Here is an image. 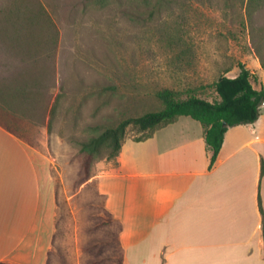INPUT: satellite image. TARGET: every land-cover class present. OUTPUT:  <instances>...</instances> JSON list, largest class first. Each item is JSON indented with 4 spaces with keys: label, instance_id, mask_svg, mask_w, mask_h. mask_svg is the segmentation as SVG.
<instances>
[{
    "label": "rangeland",
    "instance_id": "1",
    "mask_svg": "<svg viewBox=\"0 0 264 264\" xmlns=\"http://www.w3.org/2000/svg\"><path fill=\"white\" fill-rule=\"evenodd\" d=\"M240 62L264 71V0H0V119L52 165L48 264H121L95 179L118 158L82 143L161 109L160 88L217 100Z\"/></svg>",
    "mask_w": 264,
    "mask_h": 264
},
{
    "label": "crops",
    "instance_id": "2",
    "mask_svg": "<svg viewBox=\"0 0 264 264\" xmlns=\"http://www.w3.org/2000/svg\"><path fill=\"white\" fill-rule=\"evenodd\" d=\"M211 155L206 127L182 115L146 139L126 138L118 170L96 175L122 225L125 264H264V105L255 122L229 127L212 166ZM51 166L0 119V263L46 264L56 226Z\"/></svg>",
    "mask_w": 264,
    "mask_h": 264
},
{
    "label": "trees",
    "instance_id": "3",
    "mask_svg": "<svg viewBox=\"0 0 264 264\" xmlns=\"http://www.w3.org/2000/svg\"><path fill=\"white\" fill-rule=\"evenodd\" d=\"M238 66L240 67L238 76L221 75L214 82V89L219 96L217 100L210 101L197 95L182 98L180 97V92L175 89L160 88L156 91V96L163 103L161 109L122 120L118 126L109 128L83 142L82 151L87 156L92 157L94 153H98L101 150V147H111L110 156L118 158L116 169L118 170L120 150L128 126H132L139 132L146 133L143 138L137 139L143 140L150 137L156 129L174 122L179 116L186 115L200 121L206 127V142L208 149L212 152V166L217 159L225 133L229 127L253 123L259 118L261 113V105L264 101V88L258 89L255 87L254 83L257 81L258 76L252 73L245 63L240 62ZM88 163H90V160ZM91 177L92 175L87 173L83 181H88ZM108 214L111 217V222L117 225L114 241L120 251V262L125 264L120 241L122 225L111 213L108 212ZM46 264H48V259Z\"/></svg>",
    "mask_w": 264,
    "mask_h": 264
},
{
    "label": "built area",
    "instance_id": "4",
    "mask_svg": "<svg viewBox=\"0 0 264 264\" xmlns=\"http://www.w3.org/2000/svg\"><path fill=\"white\" fill-rule=\"evenodd\" d=\"M262 105H264V101H263Z\"/></svg>",
    "mask_w": 264,
    "mask_h": 264
}]
</instances>
